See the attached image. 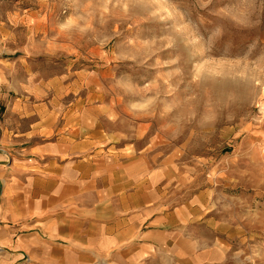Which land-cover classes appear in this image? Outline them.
I'll list each match as a JSON object with an SVG mask.
<instances>
[{
	"label": "rangeland",
	"instance_id": "374dc122",
	"mask_svg": "<svg viewBox=\"0 0 264 264\" xmlns=\"http://www.w3.org/2000/svg\"><path fill=\"white\" fill-rule=\"evenodd\" d=\"M53 156L88 183L144 171L264 264V0H0V264L31 259L14 228L53 214Z\"/></svg>",
	"mask_w": 264,
	"mask_h": 264
},
{
	"label": "crops",
	"instance_id": "0c3cea01",
	"mask_svg": "<svg viewBox=\"0 0 264 264\" xmlns=\"http://www.w3.org/2000/svg\"><path fill=\"white\" fill-rule=\"evenodd\" d=\"M60 151L49 143L38 153L60 156ZM58 161L50 160L53 214L14 228L35 229L27 242L31 259L24 264H94L98 257L110 264H231L215 236H208L206 222L168 212L158 184L145 180L144 171L138 176L126 171L120 182L88 183L81 168Z\"/></svg>",
	"mask_w": 264,
	"mask_h": 264
}]
</instances>
